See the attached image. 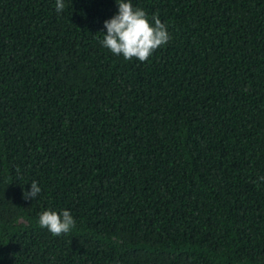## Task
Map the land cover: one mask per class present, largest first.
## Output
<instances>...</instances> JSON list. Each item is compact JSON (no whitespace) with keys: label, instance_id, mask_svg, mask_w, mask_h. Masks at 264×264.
I'll list each match as a JSON object with an SVG mask.
<instances>
[{"label":"trees","instance_id":"16d2710c","mask_svg":"<svg viewBox=\"0 0 264 264\" xmlns=\"http://www.w3.org/2000/svg\"><path fill=\"white\" fill-rule=\"evenodd\" d=\"M64 3L0 0V264H264V0H131L145 62L100 43L115 0Z\"/></svg>","mask_w":264,"mask_h":264},{"label":"clouds","instance_id":"9594fccd","mask_svg":"<svg viewBox=\"0 0 264 264\" xmlns=\"http://www.w3.org/2000/svg\"><path fill=\"white\" fill-rule=\"evenodd\" d=\"M117 14L103 22L106 34L100 42L113 55L123 56L125 60L135 58L145 62L158 49L171 39L167 25L162 23L155 14L149 19L141 8H134L131 0H115ZM56 12L61 13L65 8L64 0H55ZM264 180V177H259ZM41 192L36 181L30 184V190L23 193L24 199L35 200ZM41 228H46L53 236L69 233L75 227V220L68 210L59 212L46 209L39 214Z\"/></svg>","mask_w":264,"mask_h":264}]
</instances>
